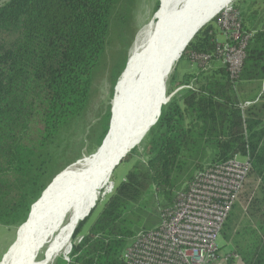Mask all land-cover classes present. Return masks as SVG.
<instances>
[{"label": "trees", "instance_id": "trees-1", "mask_svg": "<svg viewBox=\"0 0 264 264\" xmlns=\"http://www.w3.org/2000/svg\"><path fill=\"white\" fill-rule=\"evenodd\" d=\"M135 2L8 0L0 4V222L24 223L55 176L75 163L44 183L57 157L53 142L88 109L109 44L125 34ZM234 9L244 32L252 33L236 85L227 67L218 63L221 16L217 15L180 57L196 63L198 72L186 74L182 81L171 77L174 98L162 106L158 121L143 138L147 160L130 168L87 233L82 234V227L96 208L79 222L73 238L80 237L53 264H127L124 250L138 232L149 230L140 229L138 210L151 205L154 194L162 198V210L172 206L177 191L198 170L237 153L250 156L263 186L247 215L234 205L221 236L232 242L234 253L246 264H264V95L242 110L239 92L243 82L264 81V15L254 25L260 10L252 8L243 17L238 7ZM196 55H209L212 66L196 62ZM105 67L114 74L115 65ZM123 68L124 64L117 69L113 83ZM104 119L102 142L110 111ZM22 210L29 211V217H20Z\"/></svg>", "mask_w": 264, "mask_h": 264}, {"label": "bare ground", "instance_id": "bare-ground-1", "mask_svg": "<svg viewBox=\"0 0 264 264\" xmlns=\"http://www.w3.org/2000/svg\"><path fill=\"white\" fill-rule=\"evenodd\" d=\"M233 1L160 0L152 19L138 31L116 85L104 143L55 177L0 264H51L70 249L76 225L96 207L120 158L143 141L159 118L169 76L187 42Z\"/></svg>", "mask_w": 264, "mask_h": 264}, {"label": "built area", "instance_id": "built-area-1", "mask_svg": "<svg viewBox=\"0 0 264 264\" xmlns=\"http://www.w3.org/2000/svg\"><path fill=\"white\" fill-rule=\"evenodd\" d=\"M220 16L218 23L224 39L219 41V60L236 85L252 33L244 32L239 12L234 8L224 9ZM194 60L206 68L212 66L209 55H196ZM253 103H240V107L244 110ZM252 171L250 156L240 153L198 170L194 179L177 191L173 205L161 211L160 223L134 236L123 252L124 262L228 264L231 259H238L239 254L228 245H219L218 239Z\"/></svg>", "mask_w": 264, "mask_h": 264}, {"label": "rangeland", "instance_id": "rangeland-1", "mask_svg": "<svg viewBox=\"0 0 264 264\" xmlns=\"http://www.w3.org/2000/svg\"><path fill=\"white\" fill-rule=\"evenodd\" d=\"M7 1L8 0H0V4H3L4 2ZM263 1L264 0H234L228 7H232V8L238 7L243 17L244 16L247 17L249 14H251L252 8L260 10L258 19L254 21V25H257V23H259V19L264 15ZM159 7H160V0H136L133 14L130 23L126 27L125 34L119 38L117 37H115L114 39L112 38L109 44L107 55L104 60L105 63L98 71L97 77L95 79L93 96L88 109L85 111V113L82 116L75 119L69 126H67L59 135V137L53 142L52 149L55 151L57 157L54 159L53 163L49 167L43 179L44 183L45 182L49 183V181L58 172H60L63 168H65L75 160L78 161L84 156L90 157L94 155L97 152V150L101 147V145L104 143L105 140L103 142L101 140V136L104 132V128L106 124L104 116L108 111L111 112L112 101L114 98L115 88L118 83V79L122 75L121 73H123V71L127 66L128 58L132 46L135 42L138 31L146 22L152 19L154 13L158 10ZM220 13L218 15H220ZM212 21H214V19ZM219 30L222 32V29L218 28V31ZM113 50H115L116 53L113 54V59H111ZM107 63H111L112 67L113 65H115L114 74H116L117 69H119L120 66L124 64V68L115 83L112 82L114 74L108 71V67L107 68L105 67ZM197 72L198 69L196 63H192L186 59H179L176 62L175 67L171 75L169 76L167 82V87H166L167 97H170V99L174 98L173 97L174 93H171L169 90V87L173 84L171 80V77L173 75L177 76L178 81H182L186 78L185 77L186 74L189 73L194 74ZM111 116H112V112H111ZM144 141L145 140H143L138 146H135L136 147L135 151L131 153L129 157L125 158L124 162L122 163L119 162V164L116 166L109 186L101 192V198L95 207L96 209L93 211L92 215L84 223V226L82 227V234L88 232L90 225L97 218L99 212L101 211V206L103 202L112 193L115 187L125 179L126 174L130 170V168L139 161L145 162L147 160L148 157L146 151L147 147L145 146ZM100 143L102 144L100 145ZM259 178L260 177L259 175H257V172H255V170L253 169L249 178V183L247 184L246 189L242 194V196L244 195L242 199L243 204L246 205L248 203L250 196L252 194H254L255 197L261 191V188L263 186V181L262 178L261 180H259ZM36 202L32 204L29 216H31ZM162 208H163L162 198L159 195L154 194L153 199L151 201V205L141 208L137 212V216L140 218V224H141L140 229L141 228L152 229L156 227L161 221ZM28 213L29 211L25 212V210H22L19 213V215L22 218L23 217L27 218ZM22 224L7 225L3 222H0V261L3 258V255L9 251L12 243L17 238V230L22 226ZM79 237L80 235L78 237L72 238V244L75 243ZM218 243L221 246L225 245V241L223 240L222 236L219 237ZM64 253H61L53 261V263L59 257L67 254V252L65 254ZM43 257L44 255L43 253H41L40 259H42ZM237 264H243V262L238 260Z\"/></svg>", "mask_w": 264, "mask_h": 264}, {"label": "crops", "instance_id": "crops-1", "mask_svg": "<svg viewBox=\"0 0 264 264\" xmlns=\"http://www.w3.org/2000/svg\"><path fill=\"white\" fill-rule=\"evenodd\" d=\"M217 38H218V41H222L224 39V35L220 30L217 32ZM218 63L219 64L222 63L221 60H218ZM239 87H241L239 92H240L241 97L243 98L241 103H245L248 101H252L255 103L258 100H262V96L264 95V81H247V82L241 83V85H239ZM253 98H256V99L252 100ZM262 101H264V98ZM259 179L261 180V177ZM243 196H241L240 201L236 203L235 207L236 206L239 207L242 211V214L247 215L248 211H249V204H250L251 200L253 199L254 194H252L250 196V199L246 205L242 203ZM225 245H228L233 249L232 242H225ZM238 260L242 261L243 264H246L242 260L240 255H239L238 259H233V262L231 264H237Z\"/></svg>", "mask_w": 264, "mask_h": 264}, {"label": "water", "instance_id": "water-1", "mask_svg": "<svg viewBox=\"0 0 264 264\" xmlns=\"http://www.w3.org/2000/svg\"><path fill=\"white\" fill-rule=\"evenodd\" d=\"M201 29V28H200ZM199 31V30H198ZM197 31V32H198ZM197 32L192 36V38L187 42V44L186 45H188L189 43H190V41L193 39V37L197 34ZM181 56H182V54H181ZM170 100V97H168L167 99H166V101L163 103V105H165V104H167V102ZM162 105V106H163ZM162 106H160V113H159V117H160V115H161V111H162ZM111 112H113V110L111 109ZM112 115H113V113H112ZM159 119V118H158ZM158 119L150 126V128H152L155 124H156V122L158 121ZM111 120H112V116H111ZM111 120H110V125H111ZM149 128V129H150ZM109 129H110V126H109ZM109 131V130H108ZM133 147L134 146H132V149H133ZM130 150H128V152H129ZM128 152H126L124 155H123V157L122 158H120L121 159V161H122V159L127 155V153ZM130 153V152H129ZM89 214H87L86 216H83V218L81 219V221H83L87 216H88ZM79 224V223H78ZM78 224L76 225V227H75V229L77 228V226H78ZM71 248H72V244H71V246H70V249L67 251V254L71 251ZM67 258V260H69V258L68 257H66Z\"/></svg>", "mask_w": 264, "mask_h": 264}]
</instances>
